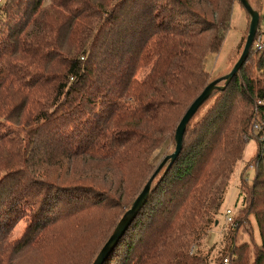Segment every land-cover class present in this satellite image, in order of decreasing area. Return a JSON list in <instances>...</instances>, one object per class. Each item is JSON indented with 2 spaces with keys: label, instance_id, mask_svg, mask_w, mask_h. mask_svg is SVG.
<instances>
[{
  "label": "trees",
  "instance_id": "1",
  "mask_svg": "<svg viewBox=\"0 0 264 264\" xmlns=\"http://www.w3.org/2000/svg\"><path fill=\"white\" fill-rule=\"evenodd\" d=\"M248 1L260 14L261 0ZM236 2L243 6L240 0H5L0 127L6 121L16 128L0 130V264H85L93 246L87 264L94 262L164 159L154 164V152L166 144L174 152L183 115L220 78L209 80L205 59L220 50ZM253 50L192 117L180 155L157 172L104 264L226 258L264 264V50L249 66ZM252 138L258 169L252 184L242 179L237 225L228 226L211 261L200 245L218 222ZM34 205L26 235L12 243L14 223ZM250 216L261 239L253 258L238 235ZM31 230L38 235L32 238Z\"/></svg>",
  "mask_w": 264,
  "mask_h": 264
},
{
  "label": "rangeland",
  "instance_id": "2",
  "mask_svg": "<svg viewBox=\"0 0 264 264\" xmlns=\"http://www.w3.org/2000/svg\"><path fill=\"white\" fill-rule=\"evenodd\" d=\"M48 1V0H46ZM256 6L259 4L256 3V0H253ZM5 0H2L0 3V7L4 4ZM47 4V3H45ZM260 24L259 31L257 35H264V0H261L260 7ZM249 15L244 7L236 2L233 7L232 17L230 21V28L228 29L225 38L223 40L222 46L220 50L216 53L209 54L205 59V68L210 73L209 80L212 81L218 77H221L229 72V70L236 64L239 59L248 36V28H249ZM253 49V48H252ZM255 51V50H253ZM255 55H252V59L247 62L249 66H252L256 63L258 59V53L255 51ZM228 71V72H227ZM262 72V71H261ZM145 71L142 72L138 77H142L145 75ZM223 84V82H221ZM217 94H214L212 99L201 108L198 115L194 119L192 123H195L197 119H199L206 109H208L214 102ZM16 128V125L12 123L4 121L0 127V130H13ZM172 145V146H171ZM175 145V144H174ZM173 150V144H166L162 147H159L153 155L154 164H158L167 153H171ZM258 152V143L256 138L250 139L245 148L242 160L237 164L234 173L232 174L229 186L227 188V193L225 196L224 203L220 212L217 215L218 223L212 226V229L209 235L201 242V250L204 253H210L211 261H215L217 257L220 255L219 252L221 248L224 246V239L227 228L229 224L226 222V210L231 209L235 214L242 206V198L240 196L239 185L241 184L242 179L248 181L249 184H252L256 172H257V163L255 159H252L256 153ZM252 159V160H251ZM253 165V168L250 166ZM107 197V194L104 195V198ZM31 203L34 202V198L29 199ZM119 203L118 200H114ZM36 205H34L33 209L30 210L24 209L23 214L18 218L17 222L14 223L9 241L12 243H16L20 241L24 235H26L27 230L30 226V215L35 209ZM240 211L238 212L239 215ZM32 238L38 235V232L31 230ZM239 238L243 239V241L249 242L251 245V256L254 257V248L256 245H259L261 242L260 233L258 230L257 223L253 216L249 217V222L246 223L243 221V224L238 229ZM41 238V236H40ZM94 247V246H93ZM92 247V250H93ZM92 250L86 253L85 256V264H87L91 258ZM93 258H91V261Z\"/></svg>",
  "mask_w": 264,
  "mask_h": 264
},
{
  "label": "water",
  "instance_id": "3",
  "mask_svg": "<svg viewBox=\"0 0 264 264\" xmlns=\"http://www.w3.org/2000/svg\"><path fill=\"white\" fill-rule=\"evenodd\" d=\"M247 12L249 13L251 20L249 25V32L246 39V43L243 49V52L236 62V64L233 66L232 70L210 82L204 90L197 96V98L191 103L185 114L183 115L182 119L180 120L176 132H175V150L173 153L167 155L162 160L161 164L159 165L156 172L152 175V177L149 179V181L146 183L145 187L141 191V193L137 196L135 201L133 202L131 208L123 215V217L118 222L117 226L115 227L114 231L112 232L109 239L106 241V243L103 245L101 250L99 251L98 255L96 256L94 262L92 264H104L106 259L110 256V254L113 252L115 247L117 246L120 239L123 237L129 226L131 225L132 221L137 216L138 212L140 211L141 207L146 202L150 191H151V185L153 182V179L157 172L164 167V165L169 162V166L172 165L175 160L180 155L182 148H183V142H184V133L186 131L187 125L189 124L192 117L195 115V113L198 111V109L204 104V102L211 96L212 92L215 89L224 88L231 79L236 75V73L240 70V68L246 63L251 49L253 47V43L255 40V37L258 32L259 28V22H260V14L257 10H255L248 0H240ZM224 80L225 85L220 86L219 83ZM218 223V222H217Z\"/></svg>",
  "mask_w": 264,
  "mask_h": 264
},
{
  "label": "built area",
  "instance_id": "4",
  "mask_svg": "<svg viewBox=\"0 0 264 264\" xmlns=\"http://www.w3.org/2000/svg\"><path fill=\"white\" fill-rule=\"evenodd\" d=\"M2 2V0H0V3ZM255 51L261 52L264 50V35L259 34L256 35L254 43H253V47H252ZM261 103V101H259V104ZM259 120H258V116H257V109L255 111V123L253 126V135L254 137H257L259 134V130H260V126H259ZM260 139L264 140V135L260 136ZM254 166L251 165L250 168H253ZM226 222L231 225V226H235L237 225L235 223V217L236 214L231 210V209H227L226 213ZM223 264H231L229 258L224 259Z\"/></svg>",
  "mask_w": 264,
  "mask_h": 264
}]
</instances>
